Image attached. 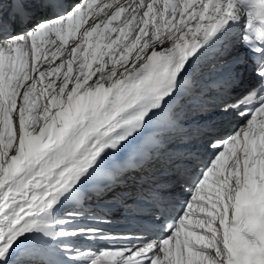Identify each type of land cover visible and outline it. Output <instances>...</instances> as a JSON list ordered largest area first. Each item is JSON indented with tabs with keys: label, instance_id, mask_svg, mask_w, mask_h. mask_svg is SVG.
Wrapping results in <instances>:
<instances>
[{
	"label": "snow or ice",
	"instance_id": "snow-or-ice-1",
	"mask_svg": "<svg viewBox=\"0 0 264 264\" xmlns=\"http://www.w3.org/2000/svg\"><path fill=\"white\" fill-rule=\"evenodd\" d=\"M0 264H264V0H0Z\"/></svg>",
	"mask_w": 264,
	"mask_h": 264
},
{
	"label": "bare ground",
	"instance_id": "bare-ground-1",
	"mask_svg": "<svg viewBox=\"0 0 264 264\" xmlns=\"http://www.w3.org/2000/svg\"><path fill=\"white\" fill-rule=\"evenodd\" d=\"M124 211H125V210H123L122 214L124 213ZM116 213H118V212H116ZM116 213L113 214L114 217H115Z\"/></svg>",
	"mask_w": 264,
	"mask_h": 264
}]
</instances>
